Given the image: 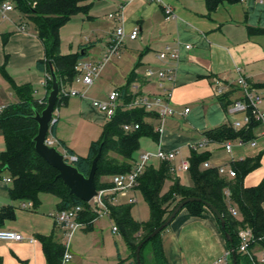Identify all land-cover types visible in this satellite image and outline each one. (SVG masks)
Wrapping results in <instances>:
<instances>
[{"label":"crops","instance_id":"0c3cea01","mask_svg":"<svg viewBox=\"0 0 264 264\" xmlns=\"http://www.w3.org/2000/svg\"><path fill=\"white\" fill-rule=\"evenodd\" d=\"M163 1L172 8L174 19L166 21L161 6L146 0H98V3L89 0V10L86 14H82L81 19L83 26L89 29L88 38L81 47L69 54L84 49L85 56L82 60L98 61L116 27L122 26L127 34L137 29V37L134 40L125 38L123 48L118 56L114 57L118 61L122 59L133 61L120 87L127 85L129 76L133 73L137 78L128 85L130 94L133 93L131 87L133 84L139 85L141 95L156 94L158 93L156 79L153 77L151 81L146 80L145 71L174 69L173 82L166 86L171 91L169 104L175 114L164 120L162 131L157 133L158 140L155 143L157 149L160 147L163 151H177V155L187 153L188 158L182 157L181 161L189 159L191 146L204 138L205 131L228 124L238 117L230 115L228 109L234 100L241 97L240 88L236 85L239 77L244 78L250 87L261 95L259 109L264 113V35L247 34V27L264 29V0L262 3L257 0H238L233 4L222 3L210 14L207 13L204 0ZM103 4L109 8L104 21L99 17L101 9L104 8ZM14 10L16 8L13 6L12 10L5 12L0 10V13L4 19H7V14ZM18 14L20 21L24 20L19 12ZM111 14H118L119 17H109ZM21 25L23 24L20 22L16 26L20 34L10 31L0 36L2 44L0 69L4 68L7 76L17 86L30 84L34 89L33 98L37 101L43 100L47 93L45 74L36 68V62L43 58V49L37 37L35 40L29 35H23L24 31L21 33L18 30ZM16 38L23 42L18 41V52H14L12 45ZM98 44L100 48L97 47ZM185 46H189V49H185ZM166 47L177 51V60L168 58L163 61L156 57ZM93 51H97L94 56H92ZM12 64L18 68L12 70L10 67ZM99 74L94 81L98 79ZM215 81L225 85L224 94L228 95L227 100L231 103L226 109L221 107L218 102L219 97L215 96ZM70 86L72 87L73 84ZM92 86L82 90L83 97L67 98L53 114L55 123L51 135L61 148L70 149L73 155L79 157H82L77 152L79 150L72 144L75 127L84 122L102 130V126L106 123L103 115L91 105L92 100H101L99 97L88 95ZM120 87L114 89L118 90ZM14 102L16 96L0 72V112ZM185 109L189 111L185 113ZM66 125L71 128L68 133L64 131ZM153 125L155 131L159 121H155ZM166 133L178 134L182 143L175 148L164 147L162 137ZM253 135L254 147L248 144L238 146L234 141L230 154L224 150L223 143H209L200 151L209 153L208 161L213 166L217 165L212 162L227 165L231 161L253 158L260 154L258 168L247 174L243 180L245 187L256 186L264 177V126L257 124ZM142 139L139 140V149ZM93 141L96 140L91 138L89 145ZM216 146L220 147V150L214 152L212 149ZM88 148L81 155L86 156ZM4 149L2 137L0 152ZM175 160L176 157L170 163L175 168L171 173L172 177H176L183 185H191L189 172H180ZM153 161L157 162L149 165L157 167L160 163L158 160ZM257 171L259 174H256ZM253 175L255 179L245 183ZM8 179L10 178L7 173L0 178V213L8 214L0 223V230L18 232L24 240L0 241V264H47L40 237L52 236L62 243V231L55 227L52 218V214L57 211L59 201L56 198L48 200L46 194H40L37 206L22 209L19 207L21 202L30 201H13L9 196L12 183L11 180L7 181ZM101 181L110 183V178L109 181L105 178ZM170 185L169 181L164 184L163 193ZM137 194L140 195V200H143L140 192L135 188L127 193L117 194L113 205H131L132 219L145 222L149 217V209L144 200L146 214H138L134 211L133 205L136 204ZM118 199L120 202H117ZM262 209L264 211V202ZM104 215L108 217L110 230L108 224L105 232L97 227L103 215L99 216L90 228L84 226L78 229L76 231L78 233H74L77 234L74 242L70 244L73 258L67 264H135L119 231L113 232V222L107 214ZM30 237L33 238L32 243L27 241ZM160 240L168 264H224L223 258L228 252L225 236L210 211H205L202 217H193L183 208L161 233ZM250 253L258 264H264V249L255 245ZM229 261H231L230 257L225 263L228 264ZM141 264H144L143 256Z\"/></svg>","mask_w":264,"mask_h":264},{"label":"trees","instance_id":"16d2710c","mask_svg":"<svg viewBox=\"0 0 264 264\" xmlns=\"http://www.w3.org/2000/svg\"><path fill=\"white\" fill-rule=\"evenodd\" d=\"M88 1L0 0V5L9 2L16 8L26 23L32 26L41 43L43 58L36 62V68L46 76V95L51 88L50 69L57 78L59 89L74 82L77 75L75 67L84 58L85 50L62 55L59 31L74 15L88 12L90 7ZM237 2L238 0H204L208 14L214 12L222 3ZM247 34L249 36L264 35V29L247 27ZM0 70L16 96V102L7 105L0 112V133L5 144V149L0 152V178L4 173L8 174L12 183L9 190L10 198L13 201H30L34 207L39 204L40 194L52 195L59 201L57 211L80 206L82 211L79 221L90 228L99 218V214L90 203L82 202L74 197L57 178V170L49 166L34 150L33 138L37 134V124L32 117L45 107L46 97L43 100H35L33 98L34 89L30 84L17 86L7 76L4 68ZM136 78L131 73L127 85L118 89L123 103L131 100L132 95L128 90V85ZM227 99V94L218 99L224 109L231 104ZM65 101L66 98L59 95L55 108L63 105ZM155 121H157V115L153 112H146L139 108H117L114 116L102 126L99 139L90 143L87 155L85 157L76 156V161L72 165L79 173L88 176L93 158L100 153L94 176L95 186L97 190L109 188L110 183L102 182L101 179L130 171L141 138L146 137L154 142L158 140V134L154 131L153 125ZM129 124H137L138 129L124 132L123 126ZM256 125V123H251L245 129L234 130L229 123L223 124L205 131L203 136L209 143L222 144L227 141L234 142L237 139L248 142L254 139L253 130ZM53 130L54 125L50 128L51 134ZM65 151L73 155L70 149L66 148ZM260 158L259 154L253 158L231 161L227 165L235 172V177L227 178L219 175L215 168L204 169L202 167L203 162L209 160L208 152L191 151L188 159L190 163L188 172L191 179L189 186L181 184L176 177H172V165L169 162L160 161L157 167L147 165L139 176L135 188L148 206V220L145 222L133 220L130 214L131 205H112L105 200L107 215L119 231L134 259L139 243L164 222L180 201L189 197L199 198L214 206L225 220L224 227L221 228L220 222L215 218L222 233H227L229 236V239H226V245L229 252L231 249L235 250L236 263L258 264L250 251L255 245L264 249V211L262 209L264 177L252 187H245L243 180L247 174L258 168ZM167 181L171 182V185L163 193V187ZM226 192L229 193L228 199L225 197ZM184 208L193 217H202L205 211H209L202 202H191ZM229 208L235 209L237 215L233 216ZM7 216V213H0V223ZM244 228H249L254 237V242L249 244L248 253L240 252L238 249L240 244L238 231ZM163 231L142 246L141 259L143 250L148 246L153 264H168L160 240ZM40 241L47 264H60L63 254L62 244L52 236L40 237ZM229 257L231 258V255Z\"/></svg>","mask_w":264,"mask_h":264},{"label":"built area","instance_id":"2783aa9c","mask_svg":"<svg viewBox=\"0 0 264 264\" xmlns=\"http://www.w3.org/2000/svg\"><path fill=\"white\" fill-rule=\"evenodd\" d=\"M150 3H155L161 6L164 12V19L169 21L175 18V14L172 8L167 5L163 0H146ZM243 1V0H239ZM259 3H262L263 0H257ZM13 9V6L9 2H4L0 5V10L2 12L10 11ZM112 18H118L119 15H109ZM19 31L25 30V25H21L18 27ZM138 30L134 29L130 33H126L122 26H118L115 28L114 34L112 38L109 40L108 45L105 48L104 53L98 61H85L80 60L75 70L77 75L74 79V82L80 83L85 89L89 88L93 85L94 79L98 76L100 70L104 65L109 63L114 57L118 56L121 49L124 46L125 38L129 40H134L137 37ZM185 49H189V46H185ZM159 60H177L178 53L175 50H170L166 47L162 52L158 53L156 56ZM46 77V76H45ZM155 77V84L158 89V93L156 94H148L141 95L139 85L133 84L132 90L133 93L131 100L128 103H123L121 100L120 92L117 89L112 90L104 100H92L91 105L93 108L97 109L104 117L105 121H109L115 114V111L119 107H123L124 109H134L139 108L143 109L146 112H153L157 115V120L159 121V125L156 128V133H160L162 131V125L164 120L167 117H171L175 114V111L170 107V95L171 91L166 85L173 82L174 79V69H160L156 72L148 69L144 73V78L148 81H151ZM73 82V83H74ZM236 85L240 88L241 97L232 102L228 109V113L232 116H238L233 119L229 124L234 130H240L247 128L251 123L261 124L264 126V113L259 109V105L262 101L261 95H259L250 85L244 80V78L239 77L236 80ZM214 93L216 97H221L225 93V85L220 81L214 82ZM59 95L63 98L70 97H83L84 92L73 89L70 85L62 86L59 89ZM58 95V96H59ZM189 110L185 109V113ZM134 129H138L137 124H129L124 125V132L132 131ZM209 141L204 137L201 141L191 146V151H198L206 146ZM235 143L238 146H244L248 144L251 147L255 146V141L251 140L248 142H244L242 139H237ZM44 144L48 147H55L62 156L66 163L72 164L76 161V156L71 155L65 151V149L61 148L58 145V142L53 138L50 131L45 138ZM224 150L227 153H231L232 142L227 141L223 143ZM177 151H163L160 147L155 152H145L141 153L138 158L133 162L132 168L130 171L122 174L113 175L110 177V187L103 188L97 190V196L90 201L92 203V207L99 214V216L107 214L108 209L105 204V200L110 204L115 203V197L117 194L127 193L135 189L137 186V180L139 176L144 171L145 167L149 165L150 161L158 160V161H167L171 163L173 159L176 157ZM202 167L204 169L215 168L219 175L234 178L235 172L228 165H217L213 166L208 161L203 162ZM190 168L189 160H182L179 164L178 170L180 172H188ZM175 168L172 166L171 172H174ZM7 181H10L8 179ZM225 197L228 199L229 193H225ZM22 209L32 208L33 204L31 202H21L19 205ZM82 211L80 206H73L66 210L56 211L52 214V218L54 221L55 227H57L60 231H62L63 238L65 239L62 244L63 254L60 261V264L69 263L73 255L70 251V240L74 232L78 229L83 228L85 224L79 221V215ZM229 212L236 216L237 212L233 208H229ZM117 229L114 226L113 232H116ZM239 238V251L243 253L249 252V244L254 242V237L249 228L240 229L238 231ZM24 237L18 233L11 230H0V241H22ZM27 241L29 243L33 242V238H28ZM230 252L228 251L226 256L223 258L224 264H226L227 258H229Z\"/></svg>","mask_w":264,"mask_h":264},{"label":"rangeland","instance_id":"374dc122","mask_svg":"<svg viewBox=\"0 0 264 264\" xmlns=\"http://www.w3.org/2000/svg\"><path fill=\"white\" fill-rule=\"evenodd\" d=\"M94 3H98V0H94ZM103 7L104 8L101 9L100 14H99V17L101 18L102 21L105 20V16L109 12V8L106 7L105 4H103ZM82 17H83L82 13H78V14L74 15L68 21V23L60 29L59 40H60V51L62 54H69L71 51H76L79 47L82 46V44L85 43V40L88 38L89 29L86 28L85 25L83 26L82 21H81ZM20 22L23 25L25 24L24 20L20 21L19 14L16 10H14L11 13H8L7 19H4L0 13V36L5 32H10V31H12V32L14 31L17 34H20V33H18V31L16 29V26L19 25ZM25 25H26V29L24 30V33L23 32H21V33H23V35H29L36 40V35L33 31L32 26L28 23ZM0 40H1V38H0ZM18 41H20V40H18V38H16L12 42V45L14 46V52L19 51V49H17ZM19 43H23V42L20 41ZM97 47L100 48V45L98 44ZM0 48H2L1 41H0ZM96 52L97 51H93L92 56L96 55ZM90 60L93 61V59H90ZM132 62L133 61L131 59H122V60L118 61V60H115L113 58L109 63H107L103 67V69L101 70V72L99 74L98 79H96L94 81L93 86L89 89L88 95L96 96V97H99L101 100H104L106 98V96L112 90H114V88H116V87L119 88L120 85L123 83L124 77L126 76L127 70L129 69V66L132 64ZM10 67L12 70L18 68V66L15 67V64H12ZM72 88L75 90L81 91V92H82V90L85 89L80 83H77V82L73 83ZM53 118H54V116H53ZM70 126H71V124H70ZM69 129H71V128H69V125H66V128L64 129L65 133H68ZM100 132H101V130L99 128L96 129V128H94V127H92L89 124H86L84 122H81L80 124H78L75 127V133L73 135L74 139L72 140L73 141L72 144L79 150L77 152L80 154V156H82V157L85 156V155H81V154H84L85 153L84 150H87L91 138H94L96 141L99 139L100 134H101ZM162 141H163L164 147L166 146V148H175L179 144L182 143L179 135L175 134V133H166L162 137ZM0 143H2L1 133H0ZM156 144L157 143L153 142L149 138H143L140 141V149L135 155L136 159H137V155H139V153L141 154V153H144L146 151L155 152L157 150ZM58 150H60V149L58 148ZM212 150L214 152H216V151L220 150V147L216 146ZM182 157L188 158L187 153H184V155H183V153H178V155H176L175 164L176 165L178 164V167L182 161V160L180 161V159ZM183 160H186V159H183ZM156 162L157 161H153V160L150 161V163H156ZM212 163L213 164L215 163L214 165H219V164H216V162H212ZM256 174H259V171H257ZM254 175L252 177L248 178V180H246L245 183H247L251 179H255ZM188 177H189V175H188ZM109 178L110 177H105V180L109 181ZM45 197L48 200L55 199V197L52 195L46 194ZM117 202H120L119 199ZM91 205H92V203H91ZM133 207H134V211H137L138 214L139 213H145L146 214V212H147L146 204L144 203L143 200H140V195H138V194L136 195V204H134ZM101 217L102 218L99 221V225L97 227L101 228L105 232L106 226L108 224L109 230H110L111 225L107 220L108 217L106 215H103ZM74 233L71 237L70 244H72L74 242L75 235H77ZM76 233H78V232H76ZM61 241H62V243H64L65 239L62 237ZM123 245H124V243H123ZM142 256L144 259V264H153L152 255L150 252V248L148 246L143 250ZM147 257H148V259H147ZM228 264H231V261H229Z\"/></svg>","mask_w":264,"mask_h":264},{"label":"water","instance_id":"95a60500","mask_svg":"<svg viewBox=\"0 0 264 264\" xmlns=\"http://www.w3.org/2000/svg\"><path fill=\"white\" fill-rule=\"evenodd\" d=\"M51 88L46 95L45 107L41 112H36L32 117L37 124V134L33 138L35 152L52 168L56 169L57 178L69 189V192L82 202L89 203L97 196V189L95 186L94 176L96 172L97 161L100 158V153L93 158L88 176L79 173L76 167L72 164L66 163L62 154L55 147H48L44 144L45 138L50 131V128L55 123L53 114L55 111V104L59 95V84L54 72L50 69ZM191 202H202L204 206L214 215L220 222V227L223 228L225 220L219 211L210 203L201 201L199 198L189 197L180 201L169 213L164 222L149 233L141 243L136 247L134 261L135 264H141L140 252L142 246L150 239L158 235L161 231L169 226L176 215L184 208V206ZM225 239H229L227 233H224ZM231 262L236 263L235 250H230Z\"/></svg>","mask_w":264,"mask_h":264}]
</instances>
